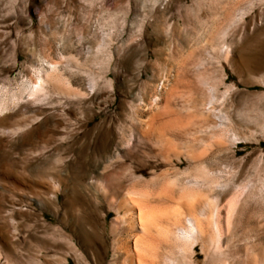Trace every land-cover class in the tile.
<instances>
[{"label": "rangeland", "instance_id": "1", "mask_svg": "<svg viewBox=\"0 0 264 264\" xmlns=\"http://www.w3.org/2000/svg\"><path fill=\"white\" fill-rule=\"evenodd\" d=\"M0 110V264H132L130 192L264 264V0H0Z\"/></svg>", "mask_w": 264, "mask_h": 264}, {"label": "bare ground", "instance_id": "2", "mask_svg": "<svg viewBox=\"0 0 264 264\" xmlns=\"http://www.w3.org/2000/svg\"><path fill=\"white\" fill-rule=\"evenodd\" d=\"M39 85H42V83ZM40 88L41 87L39 86V89ZM150 130H151V127H150ZM96 182H97L96 184L99 187L101 193L107 197V195L109 194V188L110 187L108 188L106 182L103 180H99ZM168 185L170 186V184H168ZM164 189L163 190L161 189L162 190L161 191L162 196L165 193ZM168 189L171 190L170 187ZM139 194H141V193H139ZM145 195H146V193H145ZM162 196H160V197H162ZM166 196L168 197L169 195H166ZM166 196H164V197H166ZM189 199H187L186 201L188 202V200H189L188 203H190L189 205L191 206V202L194 204V202L196 200H194V198H189ZM113 200H114V197H113ZM143 200H147V198L143 199ZM145 204L149 205V203L148 204L145 203ZM145 204L142 203V201L140 200V197L139 198L136 197V195L132 194L131 192L124 194L121 201L119 202V207L122 208L129 217L128 220H126V221L128 222V230L130 233H132V238L130 241H127L126 251H127L128 257H130V259L132 260V264H147L146 259H148L150 252L152 250L154 251L153 248L155 247L156 242H158V241L164 242L165 240H166V242H168L167 239L170 238L171 236H173V234L170 236V233H173L171 231V228H172L171 224L174 223L175 225H179L178 221L181 220V219L178 220V218H179L178 215H180V214H178L179 213L178 211L181 212V209L179 207H178L179 208L178 211L170 210V208H169V210L166 208L164 210H161V209L158 210V209H156L157 207L152 208L150 206L149 207L146 206ZM190 206H187V207H190ZM178 208H176V209H178ZM181 222H182V224L180 223L181 225L178 226L177 232L182 238L187 239V240H190V239L192 240V239H194V237L196 235L198 236V234H200V233L202 234V227H201L202 225H200L201 222L196 216L188 217V226L187 227H182L183 221H181ZM174 227H177V226H174ZM174 230H175V228H174ZM203 233H204V230H203ZM174 236H175V234H174ZM170 240H171V238H170ZM192 242H193V240H192ZM160 244H161V242H160ZM169 244H170V242H169ZM158 245H159V243H158ZM156 247H157V245H156ZM158 247H157V250H158ZM154 255H155V253H154ZM152 262H151V264H152Z\"/></svg>", "mask_w": 264, "mask_h": 264}]
</instances>
